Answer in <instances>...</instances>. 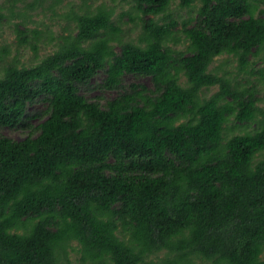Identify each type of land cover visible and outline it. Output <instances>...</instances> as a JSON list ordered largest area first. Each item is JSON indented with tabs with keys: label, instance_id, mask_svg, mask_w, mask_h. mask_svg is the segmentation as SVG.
Returning a JSON list of instances; mask_svg holds the SVG:
<instances>
[{
	"label": "trees",
	"instance_id": "1",
	"mask_svg": "<svg viewBox=\"0 0 264 264\" xmlns=\"http://www.w3.org/2000/svg\"><path fill=\"white\" fill-rule=\"evenodd\" d=\"M23 1L10 0L8 19H23L17 43L55 50L0 70V128L47 105L36 133H0V264H69L73 242L81 264H264V0H198L180 29L173 0H122L118 20L93 0L80 13L73 0L16 10ZM64 3L73 32L26 26V8L57 14ZM124 16L141 27L138 41L122 38ZM222 56L237 74L211 68ZM100 74L95 89L114 98L88 97ZM230 122L254 129L227 138Z\"/></svg>",
	"mask_w": 264,
	"mask_h": 264
},
{
	"label": "rangeland",
	"instance_id": "2",
	"mask_svg": "<svg viewBox=\"0 0 264 264\" xmlns=\"http://www.w3.org/2000/svg\"><path fill=\"white\" fill-rule=\"evenodd\" d=\"M31 0H24L23 2H19L16 10L23 11L25 6ZM81 3L80 0H73L71 5H73V9L76 12L80 13L78 5ZM92 4V2H89ZM94 6L99 5L101 3H107L110 6L116 7V14L115 20L119 19V16L122 12H126L129 9V5H126L122 2V0H93ZM181 1L180 0H173L171 6V13L172 18L176 19L178 22V26L176 29H180L183 21H186L190 18H196L197 9L200 5L199 1L196 0V3L189 9H182L180 7ZM10 8V0H0V14H3L5 18L1 21L0 20V56L4 50H7V55L5 60L0 59V70L2 67L7 65L8 63H17L19 66H26L31 67L37 65L44 57L51 54L55 50V46L51 43L44 44L40 43L38 53L33 51L31 45L28 46H20L17 43V36L14 32V23L23 21L21 17L13 18V20L8 19L10 15L9 12ZM57 14H54V11L49 8V5L46 4L43 8L39 7L37 9H25V12L28 13L27 15V24L28 28L38 29L40 31H50L52 35L59 36L62 34H68L69 29L70 31H74V23H69L65 18L60 17L61 14L70 11V6L67 3L56 7ZM70 24V25H69ZM120 26L123 30L121 33L122 38L124 40H134L138 41L139 36L141 34V27L138 23L130 22L128 16H124L120 21ZM48 43V41H47ZM184 45H177L178 49H184ZM120 48L117 46L116 50L119 52ZM219 68L217 72L219 74L229 73V74H237V62L234 60L233 57L229 58L227 56H222L216 59L214 64L212 65V69ZM264 67V63H261L259 60L256 63L255 69L258 70L259 68ZM104 74L98 75L94 78L91 82V87L93 89L87 92V95L92 100L103 96L106 99H112L116 96V93L108 92L102 93L99 90L95 89V87L100 84L101 80L103 79ZM246 77V76H245ZM259 75L255 74V76L250 77L252 81L258 79ZM184 81V80H183ZM124 84L125 86H129L130 84H142L147 87L151 86V83L148 79H139L136 80L132 76H125L124 77ZM218 91V87H213L210 91H204L205 97H209L215 92ZM261 102L259 106L264 108V90L260 93ZM47 105L43 104L42 102H38L35 105L31 106L29 109V115L31 116L24 125H20L17 128L10 129V128H0V133L5 135L11 139L20 141L26 138L30 133H36L38 126L46 119L44 115V111L46 110ZM254 129V125L248 124L246 126H236L234 123L230 122L226 126L225 136L231 137L232 135H237L241 133H245ZM81 254H80V245L78 242H73L71 245V249L69 250L68 261L69 264H81L80 261Z\"/></svg>",
	"mask_w": 264,
	"mask_h": 264
}]
</instances>
